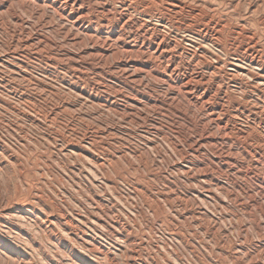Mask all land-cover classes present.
I'll return each instance as SVG.
<instances>
[{
    "label": "rangeland",
    "instance_id": "obj_1",
    "mask_svg": "<svg viewBox=\"0 0 264 264\" xmlns=\"http://www.w3.org/2000/svg\"><path fill=\"white\" fill-rule=\"evenodd\" d=\"M263 64L264 0H0V264H264Z\"/></svg>",
    "mask_w": 264,
    "mask_h": 264
},
{
    "label": "bare ground",
    "instance_id": "obj_2",
    "mask_svg": "<svg viewBox=\"0 0 264 264\" xmlns=\"http://www.w3.org/2000/svg\"><path fill=\"white\" fill-rule=\"evenodd\" d=\"M55 4V3H54ZM44 7V6H43ZM72 8V7H71ZM81 8V7H80ZM54 10V9H53ZM107 17V16H106ZM80 19V18H79ZM78 19V20H79ZM78 23V22H77ZM83 32V31H82ZM207 33V32H206ZM89 35V34H88ZM94 37V36H93ZM144 40V39H143ZM118 41V40H117ZM118 45V44H117ZM128 52V51H127ZM130 52V51H129ZM149 52V51H148ZM132 53V52H131ZM137 53V52H136ZM171 59V58H170ZM160 62V61H159ZM200 65V64H199ZM264 65V64H263ZM256 67H260L258 64H256ZM168 69V68H167ZM257 69H260V68H257ZM261 70V69H260ZM259 71V70H258ZM262 71V70H261ZM257 72V71H256ZM211 74V73H210ZM217 74V73H216ZM215 74V75H216ZM248 75V74H247ZM257 76V75H256ZM194 77V76H193ZM211 77V76H210ZM247 77V76H246ZM255 77V76H254ZM195 78V77H194ZM194 78H193V80H194ZM250 78V77H249ZM190 79V78H189ZM192 79V78H191ZM211 79V78H210ZM256 79V78H255ZM253 80V79H252ZM192 81V80H191ZM196 81V80H195ZM255 81V80H254ZM258 81H260L259 82V84L258 85H260L261 83H262V85H264V78H259L258 79ZM188 82V81H187ZM190 82V81H189ZM193 82V81H192ZM220 91V90H219ZM178 96V95H177ZM204 97V96H203ZM208 102V101H207ZM209 103V102H208ZM221 108V107H220ZM203 109V108H202ZM225 111V110H224ZM210 117V116H209ZM225 129V128H224ZM229 134V133H228ZM228 137V136H227ZM223 154V153H222ZM261 159V158H260ZM260 161V160H259ZM263 161V160H262ZM262 161H260V162H262Z\"/></svg>",
    "mask_w": 264,
    "mask_h": 264
}]
</instances>
